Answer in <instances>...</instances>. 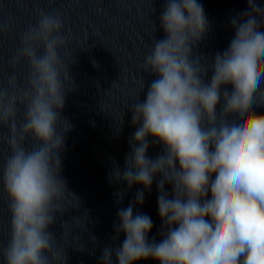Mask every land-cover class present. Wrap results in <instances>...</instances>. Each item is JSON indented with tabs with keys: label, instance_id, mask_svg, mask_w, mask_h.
I'll return each mask as SVG.
<instances>
[{
	"label": "clouds",
	"instance_id": "9594fccd",
	"mask_svg": "<svg viewBox=\"0 0 264 264\" xmlns=\"http://www.w3.org/2000/svg\"><path fill=\"white\" fill-rule=\"evenodd\" d=\"M247 4L229 19L234 36L228 47L210 59L198 51L209 31L203 5L164 0V35L154 39L142 66L155 78L145 99L128 109L135 128L130 151L123 168L112 160L108 176L110 184H126L113 193L117 204L134 185L143 187L118 209L113 241L121 233L124 239L102 248V264H264V112L256 111L264 105V6ZM63 27L59 12L37 10L8 62L14 71L6 84L0 77V198L7 197L10 214V239L0 245L3 264L67 261L50 230L69 197L80 201L61 174L72 128L62 110L78 87L61 56L68 40ZM9 31L0 23V36ZM22 64L27 72L21 83L15 70ZM153 142L162 145L155 158L147 154ZM157 177L162 223L160 239L150 240L153 221L137 207Z\"/></svg>",
	"mask_w": 264,
	"mask_h": 264
}]
</instances>
